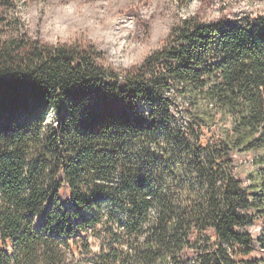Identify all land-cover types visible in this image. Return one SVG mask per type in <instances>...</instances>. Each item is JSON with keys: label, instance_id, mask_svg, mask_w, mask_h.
<instances>
[{"label": "trees", "instance_id": "16d2710c", "mask_svg": "<svg viewBox=\"0 0 264 264\" xmlns=\"http://www.w3.org/2000/svg\"><path fill=\"white\" fill-rule=\"evenodd\" d=\"M28 2L0 0V264H264V17L186 21L120 84L13 38Z\"/></svg>", "mask_w": 264, "mask_h": 264}, {"label": "clouds", "instance_id": "9594fccd", "mask_svg": "<svg viewBox=\"0 0 264 264\" xmlns=\"http://www.w3.org/2000/svg\"><path fill=\"white\" fill-rule=\"evenodd\" d=\"M205 4L206 0H32L16 13L26 27L10 35L19 39L27 31L24 39L39 41L42 49L47 46L53 53L60 48L82 50L109 79L124 84L147 57L168 46L173 30L183 28L186 21L233 22L243 27L245 17H264V0H212L208 10L201 12ZM257 23L264 24V19ZM166 95L179 102L174 91ZM247 230L258 234L259 222ZM102 239L87 236L90 254L101 252ZM63 251L64 264H75L70 250Z\"/></svg>", "mask_w": 264, "mask_h": 264}, {"label": "rangeland", "instance_id": "374dc122", "mask_svg": "<svg viewBox=\"0 0 264 264\" xmlns=\"http://www.w3.org/2000/svg\"><path fill=\"white\" fill-rule=\"evenodd\" d=\"M121 2H122V3H131V2H134V0H121ZM30 3H31V2H28V4L26 5L25 8H27V7L29 6ZM211 3H212V0H206L205 7L201 9V12H206V11L208 10V8L210 7ZM245 18H249V17H245ZM250 18H251V17H250ZM193 20H194V18H193ZM24 23H25V22H24ZM200 24H201V23H200ZM25 27H26V24H25ZM26 32H27V31H26ZM168 45H169V44H168ZM165 48H167V47H165ZM165 48H163V49H165ZM163 49L157 50L156 52L161 51V50H163ZM154 53H155V52H154ZM139 67H140V66H139ZM139 67H138V68H139ZM138 68H137V69H138ZM178 103H179L181 106L184 105V103H183L182 100H179ZM256 235H257V234H256ZM261 264H263V263H261Z\"/></svg>", "mask_w": 264, "mask_h": 264}]
</instances>
